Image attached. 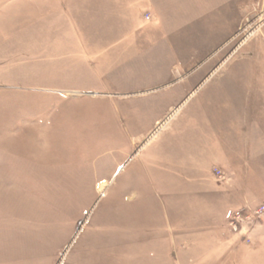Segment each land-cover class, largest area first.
Listing matches in <instances>:
<instances>
[{
    "label": "rangeland",
    "instance_id": "374dc122",
    "mask_svg": "<svg viewBox=\"0 0 264 264\" xmlns=\"http://www.w3.org/2000/svg\"><path fill=\"white\" fill-rule=\"evenodd\" d=\"M235 68L264 84V0H0V264H264V170L233 202L135 166ZM166 71L162 100L134 97Z\"/></svg>",
    "mask_w": 264,
    "mask_h": 264
},
{
    "label": "crops",
    "instance_id": "0c3cea01",
    "mask_svg": "<svg viewBox=\"0 0 264 264\" xmlns=\"http://www.w3.org/2000/svg\"><path fill=\"white\" fill-rule=\"evenodd\" d=\"M115 33L117 31L113 32L108 41L103 42L117 41L118 35ZM107 72L100 73L99 80L103 82L99 83L104 84V79L108 78L109 82L105 85L109 83L110 86L114 80ZM163 74L157 79L162 83L153 84L154 86L148 83L140 84L139 87L143 88L134 97L141 98L145 104L160 99V90L173 84H164L169 82L171 77L169 71ZM219 74V77L208 80L217 82L201 93V87L208 81L194 85L188 98L198 95L196 104L186 117L180 120L177 128L166 132L162 142L152 147L141 162L135 165L147 166L150 186L156 187L159 195H164L161 192L164 188L166 189L163 192L172 196L184 194L185 191L181 188H189L186 192L193 195L211 194L214 191L221 194L223 192L218 191L220 187L235 184L237 197L230 200L241 202L244 198L243 186L253 188L255 179L258 181L259 176L255 178L252 172L264 170V129L260 130V116L264 115V84L258 82L256 85L249 79L246 80L243 77L246 73L237 68L229 74ZM93 89L88 94H93ZM120 89L124 88H116ZM179 93L180 89L165 96L171 98V101L165 106L167 108L161 111L159 120L166 116L164 123H167L170 119L166 115L168 111L171 108L178 110L186 102L178 103ZM155 98L156 100H153ZM139 137L144 138L145 135H132L131 139ZM151 140L152 137L147 139L143 146ZM137 153L123 164L118 158L114 166H126ZM128 154L129 152L123 153V161ZM216 171H224L229 178L226 177L225 181L220 182ZM246 171L247 177L244 176ZM245 179L247 183L243 182ZM133 185L135 186V183Z\"/></svg>",
    "mask_w": 264,
    "mask_h": 264
},
{
    "label": "built area",
    "instance_id": "2783aa9c",
    "mask_svg": "<svg viewBox=\"0 0 264 264\" xmlns=\"http://www.w3.org/2000/svg\"><path fill=\"white\" fill-rule=\"evenodd\" d=\"M217 178L220 181H225L226 180V176L225 174H223L221 171H217ZM264 214V205L260 206L259 208H257L253 215L255 216H259L261 217ZM246 217L249 218L250 215L248 216H244L243 213L241 211H236L234 213V217L233 220L231 222V226L235 231H240L241 232V226H243L244 221L246 220Z\"/></svg>",
    "mask_w": 264,
    "mask_h": 264
}]
</instances>
